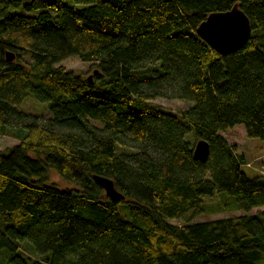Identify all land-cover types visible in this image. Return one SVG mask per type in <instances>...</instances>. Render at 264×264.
Returning <instances> with one entry per match:
<instances>
[{
  "label": "trees",
  "instance_id": "16d2710c",
  "mask_svg": "<svg viewBox=\"0 0 264 264\" xmlns=\"http://www.w3.org/2000/svg\"><path fill=\"white\" fill-rule=\"evenodd\" d=\"M235 5L251 34L220 55L196 30ZM71 57L90 80L55 66ZM236 126L264 141V0H0V136L19 142L0 150V264H264V212L192 221L215 195L264 207V175L220 136Z\"/></svg>",
  "mask_w": 264,
  "mask_h": 264
},
{
  "label": "rangeland",
  "instance_id": "374dc122",
  "mask_svg": "<svg viewBox=\"0 0 264 264\" xmlns=\"http://www.w3.org/2000/svg\"><path fill=\"white\" fill-rule=\"evenodd\" d=\"M76 8L82 7L81 4L71 3ZM18 13H23L17 10ZM55 66L63 67L66 71L73 73L77 76L87 78L91 75L90 63H84L76 57H71L63 60ZM152 104L159 105L166 111L178 115L183 110L190 107V103L177 99L156 98L149 101ZM21 109L29 114L37 115L41 118H49L50 114L44 104L38 103L31 98H27L21 105ZM220 136L225 142L235 148V153L243 157L242 169L249 175H264V141L258 139H249L242 126H236L231 130L220 133ZM19 142L7 136H0V150H4L17 145ZM49 183H52L60 190L73 189L74 186L67 181L60 178V176L50 169L48 174ZM228 205H224L223 203ZM205 208L210 212H205L199 216L194 217L193 222H204L216 219H223L229 217H236L242 215H255L258 212H264V207L252 209L250 212L245 213L242 211L234 210L230 207L229 201H224L220 196L215 195L212 198L205 199ZM171 224L180 225V220L170 221Z\"/></svg>",
  "mask_w": 264,
  "mask_h": 264
},
{
  "label": "water",
  "instance_id": "95a60500",
  "mask_svg": "<svg viewBox=\"0 0 264 264\" xmlns=\"http://www.w3.org/2000/svg\"><path fill=\"white\" fill-rule=\"evenodd\" d=\"M196 33L216 53L230 55L237 52L248 42L251 27L248 18L235 5L228 12L209 15L198 26ZM5 58L10 62L13 60V55L6 54ZM90 77H88L89 80ZM208 155L209 145L203 140L196 142L193 148V158L204 162ZM94 180L110 199H123V196L114 189L111 180L96 176Z\"/></svg>",
  "mask_w": 264,
  "mask_h": 264
}]
</instances>
